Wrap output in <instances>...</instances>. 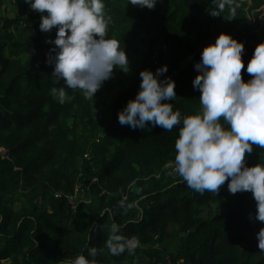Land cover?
Wrapping results in <instances>:
<instances>
[{
  "label": "trees",
  "instance_id": "trees-1",
  "mask_svg": "<svg viewBox=\"0 0 264 264\" xmlns=\"http://www.w3.org/2000/svg\"><path fill=\"white\" fill-rule=\"evenodd\" d=\"M237 2L235 17L227 9L224 17H212L211 0H158L152 10L105 0L112 18L108 38L120 42L128 59L141 35L156 42L143 70L155 73L168 61L160 79L170 74L177 96L168 103L182 117L199 114L201 93L192 81L203 48L229 34L244 45L246 69L257 46L253 32H264V0ZM19 23L22 33L32 31L28 37L0 41V264H70L87 257L90 247L103 248L113 222L141 246L133 255L105 249L95 264H264L256 237L264 222L255 220L251 192L231 194L228 181L217 194L193 191L166 167L175 157L179 126L166 131L149 123L133 130L119 123L118 112L139 91L140 75L113 95L120 71L114 69L92 98L66 89L70 99L61 105L51 89L63 82H54L46 63L54 47L46 40L56 29L41 32L40 13L30 10L23 17L0 16V33ZM241 74L251 79L244 69ZM109 97L99 116L95 106ZM245 163L264 164V149L253 145ZM76 188L86 199L78 196L73 210L68 198ZM121 201L132 207L122 208Z\"/></svg>",
  "mask_w": 264,
  "mask_h": 264
},
{
  "label": "clouds",
  "instance_id": "clouds-1",
  "mask_svg": "<svg viewBox=\"0 0 264 264\" xmlns=\"http://www.w3.org/2000/svg\"><path fill=\"white\" fill-rule=\"evenodd\" d=\"M30 9L40 13L39 29L49 33L54 28V45L46 54V63L53 66L51 77L63 87H53L52 97L63 105L70 97L66 89L79 90L92 98L114 69L127 72L128 58L115 38H108L111 16L105 0H24ZM158 0H127V4L152 10ZM212 17H235L237 0H211ZM231 20V19H228ZM244 45L231 35L221 33L215 42L204 47L194 68L198 75L193 88L199 90L202 112L181 116L169 100H175V82L169 77L167 65L153 71L145 69L139 91L134 99L118 112L122 126L133 130L161 127L172 131L179 126L175 140V157L170 175L178 174L182 181L200 194H217L227 183L231 194L251 192L256 201L255 220L264 222V164L247 166L246 153L253 145L264 149V42L259 43L245 69L242 60ZM242 69L251 79H242ZM122 208H131L121 201ZM251 218V217H250ZM258 248L264 252V228L256 234ZM136 236L121 234V226L113 222L103 248L90 247L87 257L78 255L70 264H95V258L107 249L108 254H135L140 247ZM91 258V259H90Z\"/></svg>",
  "mask_w": 264,
  "mask_h": 264
},
{
  "label": "rangeland",
  "instance_id": "rangeland-1",
  "mask_svg": "<svg viewBox=\"0 0 264 264\" xmlns=\"http://www.w3.org/2000/svg\"><path fill=\"white\" fill-rule=\"evenodd\" d=\"M261 9L263 10L264 13V4L262 5ZM30 10H31L30 6L26 4L24 0H5L0 6V16L8 17V18L23 17ZM248 23H250V21H248ZM20 25H23V23L21 24L19 23L18 25L11 27L10 30L8 31L3 30L0 33V41L9 42L12 41L13 39H18V38L24 40L26 37H28V35L32 31L28 30L27 28H24L25 32L22 33V29L24 26L21 27ZM253 33H254V39L252 40L253 44L258 45L259 43L264 42V32L262 31V29L258 28ZM216 38L217 37L212 38L208 42V45L214 43ZM148 39L149 38L146 37L145 35L140 36L135 51L131 54V56L128 59V69H126L127 72L120 70L119 73L116 74V77H114L115 88L112 93L113 95L117 94L120 91L122 85L127 84L129 80L136 78L139 75V73L145 68V65L149 64L148 61L145 64L144 60L146 59L148 60V53L156 42L152 46ZM5 50H9V47L5 48ZM164 65H167V72H168L169 69L168 66L170 64L167 61L163 63V66ZM168 76L170 77V74H168ZM109 99L110 97L108 99H105L104 101H101L99 104L95 106V110L99 116L103 115L104 110L106 109L110 101ZM78 196L80 201L86 199V195L82 190H79L78 195L76 197L73 196L74 200H76ZM104 264H112V263L105 262Z\"/></svg>",
  "mask_w": 264,
  "mask_h": 264
},
{
  "label": "built area",
  "instance_id": "built-area-1",
  "mask_svg": "<svg viewBox=\"0 0 264 264\" xmlns=\"http://www.w3.org/2000/svg\"><path fill=\"white\" fill-rule=\"evenodd\" d=\"M162 51L165 53L166 52V45L165 44H162ZM153 63H154V65H158L159 64V61L157 60V51L156 52H154V54H153ZM166 59V58H165ZM76 193H75V195H74V197H76L77 195H78V192H79V189H77L76 188ZM56 196H58V195H56ZM74 197L73 196H71V197H69L68 198V202L70 203V206H71V208L74 210L75 208H76V204H75V200H74Z\"/></svg>",
  "mask_w": 264,
  "mask_h": 264
}]
</instances>
